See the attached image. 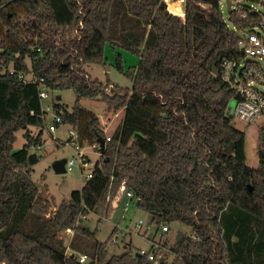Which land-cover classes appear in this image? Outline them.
<instances>
[{
	"label": "trees",
	"instance_id": "16d2710c",
	"mask_svg": "<svg viewBox=\"0 0 264 264\" xmlns=\"http://www.w3.org/2000/svg\"><path fill=\"white\" fill-rule=\"evenodd\" d=\"M229 17L253 24L234 10ZM107 44L132 88L86 70L106 64ZM117 48L139 62L126 68ZM237 52L222 0H184L183 14L167 0H0V264H153L131 250L110 256L117 228L100 241L83 223L120 207L124 180L157 230L176 221L192 228L173 245L152 246L159 264H264V127L253 167L246 133L227 115L236 92L212 72L217 57ZM42 87L75 91L72 111L57 110L60 123L100 151L92 177L53 213L32 177L42 158L33 150L42 146ZM86 98L124 110L111 139ZM20 129L27 141L15 149ZM66 230L68 243L59 235Z\"/></svg>",
	"mask_w": 264,
	"mask_h": 264
},
{
	"label": "rangeland",
	"instance_id": "374dc122",
	"mask_svg": "<svg viewBox=\"0 0 264 264\" xmlns=\"http://www.w3.org/2000/svg\"><path fill=\"white\" fill-rule=\"evenodd\" d=\"M178 2L182 10L181 12H173L183 14L184 0H178ZM249 3L258 5V0H249ZM222 8L224 17L228 18L227 7L224 2H222ZM117 51L122 53L126 68L139 62V57L134 52L123 48H117ZM105 53V65L95 63L86 65V70L90 76L104 83L110 79L120 86L132 88L133 81L131 78L117 68L116 50L110 44H107ZM27 77L31 79L33 76L28 75ZM47 91L49 95L42 98V106L45 112V125L42 128V148H33L42 158L33 166L32 177L38 184L40 194L50 199V213H53L63 199L70 198L73 190L82 188L90 169L87 167L81 168L78 163L73 166V170L64 173H57L53 169L52 163L56 158L66 157L67 159H72L76 157L74 143L71 142L69 135L71 126L67 123H59L55 131H51L50 126L54 124L55 117L58 114L57 110L67 109L72 111L77 95L72 88L47 89ZM58 95H60V98H57ZM82 103L98 114L107 134L112 135L123 116L124 110L120 109L117 112L109 110L107 104L101 100L86 98L82 100ZM56 104H59L60 107L57 108ZM234 104L235 99L232 98L230 105L234 106ZM231 124L246 133L247 163L250 166L257 167L260 159L258 150L259 136L264 127V116L256 118L249 124L234 116L231 118ZM29 129L32 133L40 131L39 128L33 126ZM25 131V129H20L16 132L15 149L23 147L26 143ZM91 146H82L81 151L92 162H96L100 157V151ZM140 220H143V223L138 226ZM83 223L91 229H99L97 238L100 241H106L113 230L117 228L115 235H113L114 242L109 246L110 256L121 255L128 250L134 253L141 249L150 250L153 245L158 247L164 243L169 246L173 245L177 242L176 239L179 232L186 236L192 235V228L179 221L168 224L170 228L168 231H164L162 228L157 230L156 226L151 222V216L148 212L133 203L125 211L123 201H121L120 207L115 209L110 217L103 219L101 222L97 215L90 213ZM147 225L150 226L149 229H147ZM72 234V230L59 233L66 243L69 242ZM68 251L70 252L71 249H68Z\"/></svg>",
	"mask_w": 264,
	"mask_h": 264
},
{
	"label": "built area",
	"instance_id": "2783aa9c",
	"mask_svg": "<svg viewBox=\"0 0 264 264\" xmlns=\"http://www.w3.org/2000/svg\"><path fill=\"white\" fill-rule=\"evenodd\" d=\"M231 10H234L242 18H250L253 22L252 25L237 26L233 20L229 17L225 18L228 27L235 30L237 35V53L230 57L223 58L219 62V73L215 74L219 76L223 81L228 83L236 92L233 97L235 99L234 106L228 105L227 115L230 118L234 116L245 121L246 123H252L256 118L264 116V1L258 0V5L249 3V0H231ZM227 7V0H222ZM41 97H47L49 95L47 88L42 87L40 91ZM231 107L234 108L232 115H230ZM61 115H56L54 124L50 126L51 131L56 130L57 123L62 122ZM71 142L74 143V150L76 157L67 159L66 171L73 170V166L78 163L81 168L87 167L90 170L87 173V178L92 177L93 167L96 162L86 157L85 153L81 151L83 148L78 141L79 134L74 128L69 130ZM111 135L107 136V139H111ZM97 144L91 147H96ZM41 149L42 146H37ZM126 181L122 182L120 193L117 196L114 204L123 201L124 210H128L131 203L134 204V193L131 190L125 189ZM143 223L140 220L138 226ZM150 226L147 225V229ZM164 231L169 230L168 225L163 226ZM141 254H147L148 257L154 260L153 264H159V259L155 257L154 252L141 249ZM88 259L86 254L80 255V262H85Z\"/></svg>",
	"mask_w": 264,
	"mask_h": 264
},
{
	"label": "water",
	"instance_id": "95a60500",
	"mask_svg": "<svg viewBox=\"0 0 264 264\" xmlns=\"http://www.w3.org/2000/svg\"><path fill=\"white\" fill-rule=\"evenodd\" d=\"M168 2V8L170 11H177V12H181V7L180 4L178 2V0H167ZM231 5H232V1L231 0H227V10L230 11L231 10ZM204 8L209 9L210 10V6L209 5H205ZM222 56L217 57V59H215L212 63V72L214 74H218L219 73V62L221 61ZM57 98H60V95L57 96ZM234 111V108L231 107L230 109V115H232ZM264 138V137H263ZM100 144H101V149H103L105 147V140L101 139L100 140ZM263 144H264V139H263ZM261 156L262 159L264 161V149L261 151ZM66 162H67V158L66 157H61V158H56L53 163V169L57 172V173H64L66 172ZM139 204V200L137 201V205ZM184 236L183 233L179 232V234L177 235V242H179L182 237ZM137 255H140V252H137ZM74 256V255H72Z\"/></svg>",
	"mask_w": 264,
	"mask_h": 264
}]
</instances>
